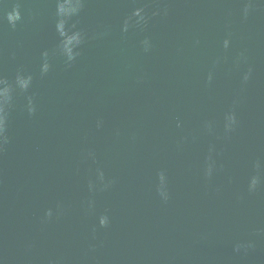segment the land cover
Here are the masks:
<instances>
[{
	"label": "water",
	"instance_id": "1",
	"mask_svg": "<svg viewBox=\"0 0 264 264\" xmlns=\"http://www.w3.org/2000/svg\"><path fill=\"white\" fill-rule=\"evenodd\" d=\"M0 264H264V0H0Z\"/></svg>",
	"mask_w": 264,
	"mask_h": 264
}]
</instances>
